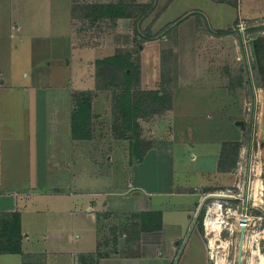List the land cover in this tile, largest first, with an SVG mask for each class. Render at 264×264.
Returning <instances> with one entry per match:
<instances>
[{
    "label": "crops",
    "instance_id": "1",
    "mask_svg": "<svg viewBox=\"0 0 264 264\" xmlns=\"http://www.w3.org/2000/svg\"><path fill=\"white\" fill-rule=\"evenodd\" d=\"M99 5L124 13L103 15ZM134 5L138 13H129ZM241 21L253 25L244 32L254 114L247 79L222 47L233 35L245 37L232 27ZM86 22L98 26L96 35L82 34ZM257 38H264V0H0V234L14 214L20 227L18 252L0 250V264H209L197 210L235 182L246 116L251 138L264 126V64L257 63L264 42L252 45ZM198 42L220 46L225 66L210 70ZM118 52L130 53L139 71L134 89L169 91L171 109L138 119L135 134L100 139L94 122L105 117L103 96L113 91L96 87V61ZM79 91L93 94L83 139L72 134V93ZM99 146L107 147L95 157ZM107 153V167L80 180L79 161L92 168ZM39 203L56 210L42 213ZM125 213L133 214L136 238L117 233L107 244L102 221L122 226ZM144 213H158L160 223L143 228Z\"/></svg>",
    "mask_w": 264,
    "mask_h": 264
},
{
    "label": "rangeland",
    "instance_id": "2",
    "mask_svg": "<svg viewBox=\"0 0 264 264\" xmlns=\"http://www.w3.org/2000/svg\"><path fill=\"white\" fill-rule=\"evenodd\" d=\"M78 1V0H77ZM86 1L88 0H79V2H84L86 3ZM92 1V0H91ZM95 1H101V0H95ZM135 1V0H134ZM131 6H133V3H131ZM139 8H137V5H134V7L129 8V13H138ZM140 14H138L139 16ZM142 16V15H140ZM236 23H234L232 25V27H236ZM253 25L249 24L246 27V32H247V28L251 27ZM98 26H89V24H87V22L85 24H83L81 28L82 34L84 35H88V36H93L96 35V31ZM205 31H208L207 29H205ZM235 32V31H234ZM245 37H238L236 35H233L235 40H232V42L227 43L226 45L222 46L223 48H226L227 52L229 53V60L227 63L230 64H234L236 65L237 69H239L242 74L244 75V78L247 79L245 80V82L247 81V84L249 82V80L253 81V77H252V71L253 68H251V57L249 55L248 52V40L250 38V36L248 34H246L244 32ZM262 42H264V38L260 39L257 38L256 41L251 42V44L253 45L254 43L256 44H260L262 45ZM98 44H100V42H98ZM136 46V45H135ZM219 50H220V46H217L216 44L209 42V43H202V42H198V51L199 54H204V53H208L207 54V59H210L208 61L209 65V69L210 70H220L221 66H225L222 65V61L219 59ZM257 50V51H256ZM258 48L254 49L253 48V52H258ZM264 51H261L260 53H262ZM215 54V55H214ZM218 55V56H216ZM263 55V56H262ZM260 55V58L257 59V63H260V65L264 64V54ZM229 64V65H230ZM251 76V78H250ZM253 86H251L249 88V84L248 87L245 86V95L247 97V103H253L252 102V96H251V90L253 91L254 95L255 91L252 88ZM103 95V94H102ZM106 97L107 101H110V103H107V108H101V112L99 113V115H102L105 117L102 118V121L100 122H94L95 128H96V137L102 139L104 137H115V135H118V131H113L111 129V124L112 122L116 119V116H114L113 114H111V98L113 97V93L109 92L106 94V96H103V98ZM101 101L104 103V100L101 99ZM113 105V103H112ZM253 106L254 113L258 112V109L255 107L254 103L253 105H251V107ZM247 114H249V112L247 111ZM246 128H247V139L243 142V149H241V157L239 158V161L237 162L236 166L234 169H236V172L238 170L239 174L236 176V180L235 182L230 185V186H222V188L216 190V191H224L227 188L232 189L233 191V196L232 198H227L224 197L223 195H221V197H209L207 199H203L201 202V205L199 206V209L197 210L196 213V222L194 223L198 229L200 230V232L205 236V242L208 245V255L210 257L209 259V264H236V260H237V251H238V238H239V233L235 230L231 231V228L234 227V220L233 218L227 219L228 220V224L226 225V228H224L221 233L217 234L216 236H213V234H205V230L203 227V224L201 223L200 217H201V210L206 209L207 205H209L213 200H216V198H219V200L224 203V201H226L227 199H231V200H227L228 202H231L234 206H236L237 204H239L240 199H246L247 196V192L249 190V181L250 180H256V178L258 177L260 179L261 185H262V193H261V197H260V202L258 204V206L252 208L251 212H250V217H252V223L254 226V237L253 239L247 243V247L243 250V259H242V264H247L250 260V258L252 257L251 255V251H257V256H253L252 257V263L253 264H259L258 262V257L262 256L264 258V235L263 233H261L262 231H264V134L262 136H259L260 134V129H262L263 123L261 122L260 124H258V128L256 127L255 129V136L254 138L250 137V130L248 129L249 126V121H250V115L246 116ZM115 122L117 123V121L115 120L113 123L115 125ZM107 147V146H106ZM106 147L104 146H99V147H95L94 148V152H95V157L98 156V153H103L106 150ZM81 153H79V156H81ZM110 155V153H107L105 156H103V159H100L101 161L99 162V165H93L92 168L87 164V162L81 159V161H79V166H80V171H79V178L80 180H84L87 178V176H89V178L91 177V175H96L97 171H101L102 169H105L107 167V165L109 164L108 161V156ZM239 166L241 167L239 169ZM259 170L258 176L256 177V170ZM255 173V175H254ZM233 180V179H232ZM230 180V181H232ZM253 180L251 182H253ZM85 185V184H84ZM248 187V188H247ZM215 191V192H216ZM222 198V199H220ZM224 198V199H223ZM38 206H40L43 209L42 213H46V212H51L54 211L56 209L51 208L50 206H46L44 204L39 203ZM60 209V207L58 208ZM57 209V210H58ZM205 213V211H204ZM126 216L124 217L123 221H120V223H122V226H118L116 225L117 221L114 218H106L104 221H102L100 230L101 232L104 233V238H105V242L107 244L110 243L111 240H115L117 237V233H125V240H130V239H135L137 236V232H138V227L135 226V219L132 217L133 214L131 213H125ZM204 216V214H203ZM261 217L260 220H258L257 218ZM216 237V240L214 242L213 246H210L209 240ZM122 238V237H121ZM222 244V247H221ZM224 245V246H223ZM102 252H106L108 254H111L113 251L111 249L108 250H102Z\"/></svg>",
    "mask_w": 264,
    "mask_h": 264
},
{
    "label": "trees",
    "instance_id": "3",
    "mask_svg": "<svg viewBox=\"0 0 264 264\" xmlns=\"http://www.w3.org/2000/svg\"><path fill=\"white\" fill-rule=\"evenodd\" d=\"M99 13L103 15L116 16L123 14V6L118 5H99ZM121 8V11H120ZM227 31H232L228 28ZM227 31H220L225 34ZM135 36L145 40L146 37L134 27ZM96 65V87L98 89H112L113 100L112 114L116 116L114 130L118 131V136H126L127 132L135 134L138 129V119H149L161 117L171 109V94L164 89L142 91L134 89L138 84V69L130 61V53L118 52L113 56L97 60ZM166 70L164 69V73ZM90 91H79L72 93L74 110L72 111V134L77 138L90 137V100L92 98ZM114 120V121H115ZM240 143H235L237 149ZM200 220L203 218L204 210H201ZM202 221V220H201ZM142 227L145 228V222L160 223L158 213H144L141 218ZM158 228V225H153ZM19 216L12 215V221L8 222L0 234V250L9 252H18L19 248Z\"/></svg>",
    "mask_w": 264,
    "mask_h": 264
},
{
    "label": "built area",
    "instance_id": "4",
    "mask_svg": "<svg viewBox=\"0 0 264 264\" xmlns=\"http://www.w3.org/2000/svg\"><path fill=\"white\" fill-rule=\"evenodd\" d=\"M247 25H248L247 23H245L244 21H241L233 29L242 33L246 30ZM240 168L241 167L239 166V169ZM252 180L249 181V190L247 192L248 194L246 196V199L245 200L243 198L240 199L239 204H237L236 206H234L231 202L227 201L231 199H227L226 201H224V203H222L219 200V198H216V200H213L209 205H207L204 216L201 221L206 235L210 234L216 228L218 224L221 225V231H222L224 228H226V225L228 224L227 219L233 218L235 224H234V227L231 228V231L235 230L238 233H240V229L241 227H243L244 240L247 239L248 242H250L253 239V237L255 236L254 235L255 228L252 223V217H250V212L252 208L258 206L260 202L262 186H261V189H259V193L256 196L251 190ZM221 195L227 198H232L233 191L230 188H227L225 192L224 191H216V192L214 191V192L209 193L207 196H205L204 199H207L209 197H221ZM215 206L219 209V212L217 211ZM218 219H221L223 221L221 222L222 224L218 223ZM257 219L260 220L261 217Z\"/></svg>",
    "mask_w": 264,
    "mask_h": 264
},
{
    "label": "bare ground",
    "instance_id": "5",
    "mask_svg": "<svg viewBox=\"0 0 264 264\" xmlns=\"http://www.w3.org/2000/svg\"><path fill=\"white\" fill-rule=\"evenodd\" d=\"M258 181L257 179L253 181V183L251 182V190L253 191V193L257 196V194L259 193V185L257 184ZM253 187V188H252ZM215 208L217 209V211L219 212V209L215 206ZM221 222H223L221 219H218V223L222 224ZM221 231V225H217L216 228L211 232L213 234V236H216L219 232ZM210 233V234H211ZM261 233H263L264 235V231H262ZM216 240V237L212 238L209 240V243H210V246H213L214 245V242ZM247 243H248V240L243 238V247H242V253H243V250L247 247ZM224 246V245H223ZM221 247H222V244H221ZM243 255V254H242ZM251 255L252 257L253 256H257V251H251ZM252 257L250 258L249 262L247 264H253L252 263ZM261 256L258 257V260ZM242 259L243 257L241 256V264H242ZM260 263V261H259Z\"/></svg>",
    "mask_w": 264,
    "mask_h": 264
},
{
    "label": "water",
    "instance_id": "6",
    "mask_svg": "<svg viewBox=\"0 0 264 264\" xmlns=\"http://www.w3.org/2000/svg\"><path fill=\"white\" fill-rule=\"evenodd\" d=\"M237 124L241 125L242 121L237 122ZM242 247H243V227H241L240 229L239 238H238V251H237L236 264H241Z\"/></svg>",
    "mask_w": 264,
    "mask_h": 264
}]
</instances>
